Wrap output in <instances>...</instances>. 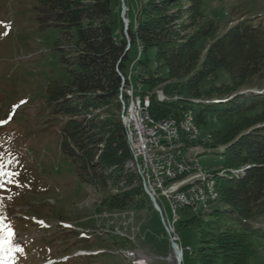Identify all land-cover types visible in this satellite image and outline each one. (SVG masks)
Wrapping results in <instances>:
<instances>
[{"label":"trees","instance_id":"trees-1","mask_svg":"<svg viewBox=\"0 0 264 264\" xmlns=\"http://www.w3.org/2000/svg\"><path fill=\"white\" fill-rule=\"evenodd\" d=\"M192 1L196 5L186 12L187 19L195 15L203 21L193 35L181 41L180 32L186 26L174 24L182 16L172 20L165 13L168 0H134L132 16L125 0L129 46L116 7L120 0H39L42 26L58 30L68 44L63 60L70 84L53 85L49 91L54 114L70 118L61 128L60 148L77 168L81 181L103 188L109 182L118 185L109 198L114 210L141 212L150 205L153 211L141 177L127 167L133 155L126 140L120 96L122 77L125 88L132 84L127 79L135 63L138 80L149 87V94H142L150 97L156 120L179 119L191 112L202 127L210 113L218 128L210 133L208 147L222 148L223 170L253 166L243 178L216 179L222 209H214L203 221L195 249L197 264H250L257 253L253 240L264 237L258 224L264 218V126L258 127L264 124V94L242 92L262 90L264 25L252 18L239 21L206 47V55L199 61L204 52L199 42L214 27L200 11L203 0ZM163 68L166 76L159 72ZM219 72L228 82L217 89L228 96L211 99L208 91L202 97L197 87ZM162 85L168 96L179 99L158 101L151 92ZM231 92H235L233 96ZM180 212L176 232L177 224L185 228L198 221V213L191 208Z\"/></svg>","mask_w":264,"mask_h":264},{"label":"rangeland","instance_id":"rangeland-1","mask_svg":"<svg viewBox=\"0 0 264 264\" xmlns=\"http://www.w3.org/2000/svg\"><path fill=\"white\" fill-rule=\"evenodd\" d=\"M131 1L127 0L130 16L136 9V3ZM168 1L165 13L172 20L182 16L174 24L178 28L186 26V31L180 32V40H185L203 19L195 15L187 19L186 12L196 5L192 0ZM39 6V0H0V228L11 231L13 246L21 249L12 253L0 250V264H177L155 209L151 211L149 205L141 212L114 210L109 198L117 192L118 185L109 182L103 188L81 181L75 165L61 152L60 131L70 118L54 114L49 91L53 85L70 84L63 60L68 55V44L58 30L42 26ZM122 6L120 0L116 7L123 24ZM200 11L214 28L208 38L199 42L204 51L199 61L205 57L206 47L239 21L252 18L264 25V0H203ZM125 38H129V30ZM137 69L133 63L129 70L137 95L148 93L149 87L138 80ZM159 72L166 76L164 68ZM212 79L197 87L200 95L206 97L210 91L211 99L227 97L217 87L227 83L228 77L219 72ZM262 83L261 91L251 88L242 94H264ZM164 88H154L151 93L157 98L160 93L170 101L179 99L168 96ZM205 122L200 128L196 123L200 139L193 145L192 157L205 174L217 180L243 178L253 166L223 170L222 148L208 147L217 123L210 113ZM127 167L132 169L131 163ZM159 199L167 217L173 220L169 202L162 195ZM217 200L209 209L195 211L198 221L194 224L185 228L177 224L179 246L184 251L182 264H197L199 229L214 209H222L220 194ZM178 215L182 217L180 210ZM258 224L264 230V218ZM3 235L0 232V237ZM253 242L257 253L250 264H264V237Z\"/></svg>","mask_w":264,"mask_h":264},{"label":"built area","instance_id":"built-area-1","mask_svg":"<svg viewBox=\"0 0 264 264\" xmlns=\"http://www.w3.org/2000/svg\"><path fill=\"white\" fill-rule=\"evenodd\" d=\"M132 75L127 82L130 83ZM125 79L123 87L125 89ZM132 98L135 102L131 113V120L128 121V134H130L131 144L135 145V152L138 154L137 168L147 180V191H150L154 200L157 202L158 214L161 217L164 228L170 232L172 240L180 242V238L175 230V224L179 220L178 210L182 209V201H189V207H193V197L195 189L193 187V174H197V161H194L191 152L187 149L184 154H176V143L172 138V132L169 127L168 119L160 120V126L151 125V106L149 105L148 95L124 96ZM158 101H165L163 95L158 93ZM138 101H145V108H138ZM184 125L187 126V135L191 144L188 130V119L184 117ZM170 138V147L167 152H160V139ZM183 156H190V166H183ZM180 170H188V179H180ZM204 176V175H203ZM206 181L208 182V177ZM169 202L173 220L167 217L166 212L160 204V196ZM207 208V204H206ZM193 211L194 208H193Z\"/></svg>","mask_w":264,"mask_h":264},{"label":"bare ground","instance_id":"bare-ground-1","mask_svg":"<svg viewBox=\"0 0 264 264\" xmlns=\"http://www.w3.org/2000/svg\"><path fill=\"white\" fill-rule=\"evenodd\" d=\"M130 78L131 75L129 76L128 79ZM122 79L124 81L123 77ZM132 84H130L125 89L122 88L121 96H120V100L122 102V118L124 120L125 128H126V140L129 149L133 155V161H131L130 163L132 169L136 171V173L141 177V180L143 181L142 184L145 193L153 200L154 205L157 208V202L154 200L151 192L147 191V180L144 178V175H142V173L137 168L138 154L135 152V145L131 144L130 134H128L127 120H131V113H125V111H133L135 109V102L134 99L132 98H126V102H125L123 93L125 91L126 96H134L135 88ZM163 98L165 101H170L165 96H163ZM177 99L178 98H176V100ZM149 105L151 106L150 98H149ZM138 108H145V101H141L140 105H138ZM184 117H187L188 119V130L190 132V139H193L194 144L198 143L200 139V132H199L200 127L199 128L197 127L194 116L191 112H185L184 114L181 115L179 119H168L169 127L172 132V138L176 143V154H184V150L186 149L188 152L195 150V147L193 146L194 144H191V142L189 141V137L187 135V126L184 125ZM151 125L160 126V121L156 120L154 117H151ZM168 147H170V138H161L160 152H167ZM193 159L194 161H197V174H193V187L196 191L195 197H193V207H189V201H182V209L191 208L192 211L193 208L195 211H197L198 209L199 210L209 209L211 204H213L215 201H218L217 199L219 198L217 180L216 177L212 176L210 173L205 174L198 160H196V158ZM183 166H190V158L188 156H183ZM204 177H208V182ZM180 179H188V170H180ZM206 204H207V208H206ZM156 211L158 212L157 209ZM180 250L182 249L179 247V251ZM179 258L180 256L178 255V253L173 250L172 260L174 259L173 261H176L177 264L178 262L182 264L183 262H181Z\"/></svg>","mask_w":264,"mask_h":264},{"label":"water","instance_id":"water-1","mask_svg":"<svg viewBox=\"0 0 264 264\" xmlns=\"http://www.w3.org/2000/svg\"><path fill=\"white\" fill-rule=\"evenodd\" d=\"M121 3L123 5L122 6V13H121V17H122L123 24H124L123 31H124V34L127 36L128 35V30H129V20L127 19V6H126V3H125L124 0H121ZM127 40H128L129 46H130L131 44H130L129 38ZM148 198H149L151 204L153 205L154 209L156 210L157 208L154 205L153 200L149 196H148ZM166 233L168 234V236L170 238L172 250H174V251H176L178 253V255L180 256L179 259L182 262L183 261V252H182V250L179 251V245L175 241L172 240V236H171L170 232H168L166 230ZM168 261L171 262L170 258H168ZM178 264H180V262H178Z\"/></svg>","mask_w":264,"mask_h":264},{"label":"snow or ice","instance_id":"snow-or-ice-1","mask_svg":"<svg viewBox=\"0 0 264 264\" xmlns=\"http://www.w3.org/2000/svg\"><path fill=\"white\" fill-rule=\"evenodd\" d=\"M9 182L11 183V180ZM0 223H2V221H0ZM0 232H4V235L0 237V250L7 251L8 253L21 250L18 247L13 246V233L11 231H5L3 228H0Z\"/></svg>","mask_w":264,"mask_h":264}]
</instances>
